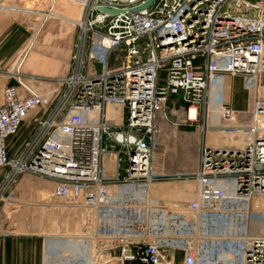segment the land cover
Returning a JSON list of instances; mask_svg holds the SVG:
<instances>
[{"label": "built area", "instance_id": "built-area-1", "mask_svg": "<svg viewBox=\"0 0 264 264\" xmlns=\"http://www.w3.org/2000/svg\"><path fill=\"white\" fill-rule=\"evenodd\" d=\"M66 1L82 11L71 73L46 90L21 61L18 84L3 90L0 170H10L0 202L31 174L53 182L57 204L86 208V256L75 264H176L178 252L183 264H264V233L251 229L264 197V0H153L142 10L148 0ZM229 76L254 93L245 123L226 100ZM177 99L186 123L205 106L213 129L238 142L203 144L197 169L176 174L195 180L194 199L169 203L151 186L159 121ZM30 116L34 131L11 156L8 141Z\"/></svg>", "mask_w": 264, "mask_h": 264}, {"label": "rangeland", "instance_id": "rangeland-1", "mask_svg": "<svg viewBox=\"0 0 264 264\" xmlns=\"http://www.w3.org/2000/svg\"><path fill=\"white\" fill-rule=\"evenodd\" d=\"M19 4L29 6L34 10L28 11L29 14L9 12L14 17L18 32L12 39L11 44L14 45L19 40L25 45L27 51L29 43L33 41L32 51L40 46H44V34L46 27L53 22L55 24L63 23L60 19L53 17L44 18L40 10L52 8L58 10L67 7L68 13L76 14V20L80 21L82 11L78 5L74 3L57 0L53 3L51 0H16ZM74 12V13H73ZM0 14H7L0 10ZM40 14V15H39ZM77 28V34L79 28ZM118 53H114L111 59V64L121 65L123 60L119 59ZM123 59V56H121ZM46 84H44L45 86ZM242 88L246 91V98L236 101L238 108L246 107V109H235L238 112L240 123H245L249 119L251 110V97L253 92L247 91L243 86V80L237 79L235 87ZM48 90V89H47ZM244 93H242L243 95ZM226 97V95H225ZM229 104V101L226 97ZM185 107L180 101H176L169 105L166 109V118L168 120V131L162 136L160 134L156 155L161 158L162 165L168 166V176L171 180L185 181L181 184L193 187L192 178L176 179V174L187 175L194 172L199 163L201 146L203 139H208V142L216 143L214 135L213 123L210 121L209 112L205 106L199 110L198 119L195 122H185ZM30 128H34V122L31 121ZM25 125L20 130L17 136L11 137L8 141V151L11 156L16 155V150L21 142L26 137L21 133L25 131ZM221 139L226 142L227 138L221 135ZM228 141V140H227ZM10 168L0 170V186L3 184V175L9 172ZM17 182L11 187L9 193L5 196L6 199L0 202V233L4 234H30L40 236L42 239L49 240L55 237L81 236L82 233H87L90 230L89 213L83 206H73L53 204L49 196L51 194V181L24 174L18 178ZM53 183V182H52ZM54 185V184H53ZM197 187V184H196ZM50 199H49V198ZM259 204L257 203L258 200ZM258 200H254V206L259 205L252 211V231L264 233V197L261 196ZM56 202V201H55ZM188 202V201H184ZM57 203V202H56ZM183 203V202H169ZM177 264H182V258H178Z\"/></svg>", "mask_w": 264, "mask_h": 264}, {"label": "crops", "instance_id": "crops-1", "mask_svg": "<svg viewBox=\"0 0 264 264\" xmlns=\"http://www.w3.org/2000/svg\"><path fill=\"white\" fill-rule=\"evenodd\" d=\"M64 2H67L64 0ZM23 4V3H22ZM19 4L16 0H3L0 10L7 14H0V103L3 101V90L7 85H17L18 82L14 78V70L21 63V72L31 82H42L47 90H53L58 87V78L66 76L71 73L73 67L72 56L74 53L75 44L77 42L78 34L76 23V15L78 13L70 14L67 7H62L58 10L46 8L41 11L44 18L53 17L60 19L63 23L49 24L45 30L44 46H40L32 51L33 41L25 50V45L17 40L14 45L11 44L12 39L18 32V27L15 24L14 17L9 12L24 13L28 15L32 8L29 6ZM40 15V14H39ZM237 79H242L240 76L227 77L225 84V95L229 101L230 106L234 109H246V107L238 108L236 101H242L246 98L245 90L235 87ZM242 93H244L242 95ZM179 99H177V102ZM176 101H173V103ZM181 102V101H180ZM168 108V107H167ZM32 117L30 116L23 123L25 131L22 136L23 139L29 138L35 128H30ZM162 129V136L164 132L168 131V120L161 119L159 121ZM21 127V129H22ZM216 136V143L208 142L204 137L203 144L210 146L222 147L231 145L236 141L221 139V134L214 130ZM201 146V147H202ZM154 171L159 175V178L152 184L151 191L154 197L166 202H184L191 201L195 197L196 182L193 181V187L181 184L185 181L171 180L168 176V166L164 167L159 156L154 155ZM50 183L51 194L54 189L52 182ZM48 197V198H49ZM49 198V199H50ZM53 204L58 205L53 200ZM73 206H77L74 205ZM86 247L83 238L80 236L73 237H55L53 239L45 240L40 236L30 234H4L0 233V264H75L76 256L85 257ZM177 255L181 258L180 252Z\"/></svg>", "mask_w": 264, "mask_h": 264}, {"label": "water", "instance_id": "water-1", "mask_svg": "<svg viewBox=\"0 0 264 264\" xmlns=\"http://www.w3.org/2000/svg\"><path fill=\"white\" fill-rule=\"evenodd\" d=\"M152 2H153V0H148L145 4L138 6V7H135L134 10H142V9L148 7ZM100 10H102L104 12H110V13L116 12V10H114V9H108L105 7H101Z\"/></svg>", "mask_w": 264, "mask_h": 264}, {"label": "bare ground", "instance_id": "bare-ground-1", "mask_svg": "<svg viewBox=\"0 0 264 264\" xmlns=\"http://www.w3.org/2000/svg\"><path fill=\"white\" fill-rule=\"evenodd\" d=\"M2 1L3 0H1V3H2ZM1 3H0V7H1ZM77 22H79V20H77ZM191 116L193 117V115H194V113H193V111L191 112ZM109 115L111 116V117H114L115 116V114H113V111L110 109L109 110ZM118 121V120H117ZM31 175V174H30ZM32 176H34V175H32ZM39 178V177H38ZM85 233H82V234H80L81 236V238H83L82 237V235H84ZM181 254V258H182V264H183V254L182 253H180ZM85 256H86V254H85ZM178 258H179V256L177 255V257H176V264H177V261H178Z\"/></svg>", "mask_w": 264, "mask_h": 264}]
</instances>
